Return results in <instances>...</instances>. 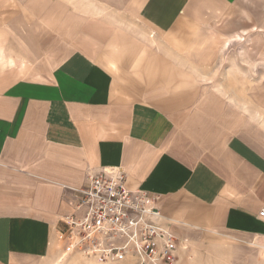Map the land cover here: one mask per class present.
I'll list each match as a JSON object with an SVG mask.
<instances>
[{
    "label": "crops",
    "instance_id": "obj_1",
    "mask_svg": "<svg viewBox=\"0 0 264 264\" xmlns=\"http://www.w3.org/2000/svg\"><path fill=\"white\" fill-rule=\"evenodd\" d=\"M236 2L122 0L114 29L26 5L20 18L36 27L1 56L13 61L0 67V264L52 261L78 190L104 167L160 198L178 258L219 241L237 260H260L264 129L211 86L218 51L200 33L223 26ZM131 17L145 28L126 32Z\"/></svg>",
    "mask_w": 264,
    "mask_h": 264
},
{
    "label": "rangeland",
    "instance_id": "obj_2",
    "mask_svg": "<svg viewBox=\"0 0 264 264\" xmlns=\"http://www.w3.org/2000/svg\"><path fill=\"white\" fill-rule=\"evenodd\" d=\"M121 1L0 0V67L9 65L6 60L13 61L12 58L1 57L5 54V46L8 48L14 38L21 40L25 37L27 40L31 29L36 27L21 20L27 13V4L36 3L42 7L48 2V6L59 11L74 9V13L85 19L86 24L92 23L91 20H100L106 28H112L108 25L110 19L116 18L117 22H121L122 17L126 16L116 9ZM227 19L223 26L214 23L200 32L212 36L211 48L218 51V57H214L210 64L212 74L206 76L210 79L211 86L216 89L224 88L223 93H230V96L243 101V107L251 111L250 114L256 117L254 120H259L255 123L264 129V0H237L229 10ZM122 23L126 32L132 28L134 31L145 28L142 20L137 17H131ZM239 36H243L242 39L239 40ZM216 89L215 91L221 92ZM245 114L253 120V116L248 112L245 111ZM221 247L219 241H201L193 244L180 251L176 264H264L263 250L260 252L259 261L251 258L237 260L228 248L221 250ZM63 248L58 250L52 261L44 264H103L80 253L66 254L65 247Z\"/></svg>",
    "mask_w": 264,
    "mask_h": 264
},
{
    "label": "built area",
    "instance_id": "obj_3",
    "mask_svg": "<svg viewBox=\"0 0 264 264\" xmlns=\"http://www.w3.org/2000/svg\"><path fill=\"white\" fill-rule=\"evenodd\" d=\"M75 213L62 219L65 253L103 264H176L179 238L162 224L160 198L131 188L126 174L104 167L89 173ZM264 220V208L259 212Z\"/></svg>",
    "mask_w": 264,
    "mask_h": 264
}]
</instances>
